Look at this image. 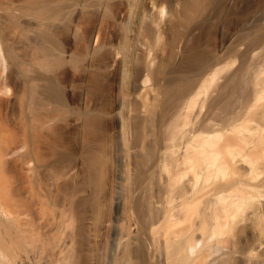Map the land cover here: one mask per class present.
<instances>
[{"label": "bare ground", "instance_id": "1", "mask_svg": "<svg viewBox=\"0 0 264 264\" xmlns=\"http://www.w3.org/2000/svg\"><path fill=\"white\" fill-rule=\"evenodd\" d=\"M204 1L172 0V5L175 11L189 15L185 18L192 15L193 22V15L205 8ZM167 2L0 0V94L5 70L7 78L13 74L16 82L10 99L15 113L10 122L3 112L8 99L0 97V264H101L102 260L103 264H141L144 258L148 264L151 260L153 264H231L233 260L264 264L262 258H250L251 249L239 250L234 240L239 236L235 232L239 222L246 226L255 220L259 224L264 216V44L263 48L258 46L257 40L253 47L246 39L252 48L258 46L260 50H252L248 56L246 50L242 51L247 62L240 60L236 73L229 70L221 77L225 65L212 62L206 76L194 83L190 79L193 84L188 87L182 86L183 82L175 83L178 78L169 81L170 86L154 89L148 76L142 78L140 74L150 63L152 43L158 37V18ZM112 4L120 5L119 35L113 36L117 41L115 59L120 55L124 70L137 68L142 80L135 78L141 88L135 96V115L129 113L130 98L123 87L111 112L112 216L101 221L106 204L96 180L102 171L99 161L103 150L92 147L84 154L87 138L80 129L84 125L82 115L59 118L57 108L61 103L57 98L62 95L55 96L53 81L59 73L54 74V68L66 66L61 45L65 39L76 44L82 37L81 48L78 45L82 52L74 47L76 55L84 56L85 64L110 41L104 38L102 21ZM89 15L92 22L88 20L89 28L85 25L83 29L80 24ZM82 29H86L84 34ZM194 52L188 56H195ZM155 102L158 105L152 108ZM197 104L194 113L201 118L195 125L190 118ZM151 115L157 116L159 133L154 139L155 160L149 164L146 146H156H151L152 131L144 132L148 120L143 127V119ZM73 128L82 132L66 133ZM147 176L157 182L156 196L143 190L146 184L142 187L141 183ZM249 229L258 239L259 230Z\"/></svg>", "mask_w": 264, "mask_h": 264}, {"label": "rangeland", "instance_id": "2", "mask_svg": "<svg viewBox=\"0 0 264 264\" xmlns=\"http://www.w3.org/2000/svg\"><path fill=\"white\" fill-rule=\"evenodd\" d=\"M167 1H169V3L167 2L165 4L166 9L163 12L162 16L159 17L162 20L158 18V24H159L161 29L158 26V37H156V39H154V42L152 43L154 46V49L150 53L151 58L149 56L150 63L147 66L148 70L146 69L147 72L144 70L145 73H142L143 75L140 74L142 78L145 76H148L149 83L154 89L160 90V88L162 89L164 86L165 87L168 85L170 86L172 84L170 82L174 81V80L176 81V79H178V78L179 79L175 83L180 85L183 82L182 86L188 87L191 84H193L194 82H198L199 81L198 78L202 79L204 76H206V74H204V73L208 72V67L212 65V62H213V64H214V62L215 63L219 62V64H221L222 66L225 65V67H224L225 70H223L222 73L220 74L221 77H222V75H225V72L227 73L226 75H228L229 70H231V71L234 70L236 73L238 71L239 66H240V65L237 66V64L242 63L241 61L244 58V55L246 56V54H247V56H248L250 54V52H254L252 50L259 51L260 49L258 46H261L262 48L264 46L263 45L264 44L263 43L264 42V38H263L264 32L262 34V30L264 31V28H263L264 27V17H263L264 16V0H207L206 2L208 4V6H210V7H208L206 2L204 1L205 5H206V6L204 5L205 8L203 7L204 8V9L202 8L203 11L201 9V11L197 12L198 14L195 13V15H193V17H196L194 19H197L195 21L193 19V22H192V18H191L192 15H190L191 20L189 21L190 18L187 19L189 17V15L187 16V15L181 14L179 12V10L175 11L174 6L172 5L173 4L172 0H167ZM115 4H117V3H115ZM167 4H169V5H167ZM110 6L111 7L113 6L112 8L114 9V11H116V12L118 11V13L116 15V12H114L113 9H111V7H108L109 9L107 8L108 10L106 9V12L104 13V18H103L104 21H102V25H103V29L105 32L104 38L106 40L110 39V38L113 39V36L115 38H117L119 35V31H118L119 24H118V22H120V18H118L119 17L118 14H119L120 5H118L119 7L117 5H114V4H112ZM167 7H169V8H167ZM110 10L112 12H110ZM169 11L171 12V14L169 13ZM172 11L175 14V16L173 15ZM176 12H177V14H176ZM169 14L172 16H170ZM199 14H201V15H199ZM90 15H89V17L86 16V17H88L87 20H86V18L84 19L86 21H84V20L80 21V23H83V21H84V24H83L84 26L82 24H80L81 27H83V29H84L85 25H86V28H89L90 25L89 26H87V25L90 22H92V20H90V19H93V16H90ZM186 16H187V18H185ZM197 16L198 17L200 16V18L198 19ZM90 17H92V18H90ZM115 19L117 22L115 21ZM185 19H187V21ZM163 20L165 22L167 20V22L165 23V22H163ZM87 21L89 22L88 24L86 23ZM113 22H116V24H117V25H115V27L114 26L112 27V25H111V24H113ZM159 22L163 23L162 26L160 25ZM169 22H171L172 24H169ZM167 23H168V25H167ZM104 24H105V26L107 24L109 27L111 26L110 29L113 28L114 33H113V29L110 30L109 27L108 26L105 27ZM115 28H117V29H115ZM159 29L162 31L161 35H160L161 32L159 31ZM84 31H86V29L82 31L83 34H84ZM142 31H143L142 35L144 37L143 39L144 40L146 39L145 42L146 41L148 42V40H147L148 37L146 34H144L145 33L144 29H142ZM115 32L118 34H116ZM79 33L82 34L80 32V30H79ZM106 34H108V35H106ZM110 34H111V36H110ZM116 35H117V37H116ZM258 35L259 36L261 35V36L259 37ZM106 36H107V38H106ZM108 36H110V37L108 38ZM159 37H161V38H159ZM257 37L260 38V40ZM104 38L102 39L103 42H105ZM115 38L113 39V41L110 39V41L107 40V42H105V44L103 43V47L100 48L97 52H95V54H93V57H91L90 60L87 61V63H89V64H87V63L85 64V60L83 59L84 56L82 57V55L81 56L79 55V53L82 52L81 50H79L81 48V44H80L81 41H79V40H81L82 37L79 36V39L77 40V42L79 41L78 42L79 44H77V42H75L76 44H74L73 42H70V40L68 42V40L65 39L67 42L64 40L65 43L62 42L63 44H61V45H63V47L62 46L61 47H62V49L64 48L63 49L64 53L66 55L70 52L75 53V52L79 51V53H77V55L75 53V56H74V54L71 55V53L68 57L65 55V61H67L66 66L64 65V67H63V65H61L60 66V67H62L61 69L59 66H57L59 68L58 69L56 67V65H55V67L57 69L53 67L55 70L54 74L59 72L57 76H55L56 74L54 75V81H53L54 90L53 91L56 90V92L58 94L57 95L56 92L54 93L56 97H59L60 95H62L61 98L60 97H59V99L57 98V101H59L61 104H59L55 101L56 106H57V104H59L58 105L59 107L57 106L58 107L57 109L59 110V108H60V111H57L59 118L61 120H68V119L73 118L74 116L79 117L80 115H82L84 125L80 129H82L83 133L86 134L85 137L87 138V140H88V138L90 139L88 141L85 139L86 142L83 145V148L85 146L86 149H83L84 154H85V152L88 153L89 151H91L89 149H94L92 147H95V148L97 147L98 150L101 149V150H103V153H104L103 157L101 158V161H99V163H100L99 169H102V171H101V174L98 175L97 180H96V185L98 186L99 190L101 191L100 193H101V195L105 201V204H106V208L104 210V213L102 214L101 221H105L106 218L109 219V217L112 216V210L110 209V195H109V193L111 191V183H112V179H113L112 178V165H111V164H113V159L111 157V150H109V149H111V144H112V140H113L114 122L111 119V112H112L113 107H114L116 96L118 93H120L119 88L122 89V87H123V92H125L128 99L129 98L133 99V100L129 99V105H130L129 106V110H130L129 113L131 114V116L135 115L134 107L137 108L136 103H137V97H138L136 93L138 91H140V89H141L139 87L140 86L139 85L140 84L139 79L141 77H139V75L137 76V74H139L138 69L132 68L134 70H132V69H130V70L125 69L124 70V67H122V66L120 67L121 64H119V62L121 63L120 55H117L116 58H118V59H115V55H116L115 54V48L116 47L114 45L117 46V41ZM252 38H254V39H252ZM140 39H141V41H139V43H140V45H142L141 43H143V39L141 37H140ZM246 39H250L249 42L253 47L257 45L258 41H259V44L254 49V48H252V46L249 44V42ZM251 39L254 40L253 42H255V39H256V43L255 44L253 42L251 43V41H252ZM245 40L247 41V43ZM27 41H29V40H27ZM260 41H262V43H260ZM243 42H245V44H248V45L243 44ZM107 43H108V45H107ZM110 43H111V45H110L111 48L109 46ZM179 43H181V44L179 45ZM157 44H158L159 48H158V46L155 47V45H157ZM238 44H240V45L238 46ZM75 45H77V46L80 45V48H79V46L77 48L74 47ZM235 45H237V46H235ZM112 46H114V47L112 48ZM179 46H182V47L180 48ZM106 47L108 49L110 48L109 50L107 49L108 51H110L109 53H108V51H106ZM248 47H249V49H248ZM73 48L75 51L73 50ZM75 48L78 50L76 51ZM69 50H70V52H69ZM111 50H113V51H111ZM160 50L162 53H160ZM244 50H246V52H245L246 54L243 52L244 53V55H243L242 51H244ZM249 50H251V51H249ZM194 51H197L198 54ZM231 51H232V53L234 51V53L230 54ZM189 52H191V53L194 52L196 57L193 56V54H191V56H193V57L188 56V55H190V54H188ZM199 52H200V55H199ZM227 52H229L230 56L231 55L232 56H234V55L238 56L237 54H239V56H238L239 59H237L238 57L235 58L232 56H231L232 57L231 58ZM186 54H187V56H186L187 58L185 57ZM241 54L243 57L241 56ZM201 55H202V59L200 58ZM213 58H215V59H213ZM218 58H219V60H218ZM221 58H222V60H221ZM259 58H262V57L260 56ZM182 59H185L187 62H185V60H183L184 61L183 62ZM193 59H194V61L190 64V61H192ZM206 59L209 60V62H211V63H208V61ZM201 60H204L205 63ZM245 60L247 62V58ZM220 61H222V62H220ZM185 63H188V64L185 65ZM181 65H182V67H181ZM184 69L186 71H184ZM235 69H237V70H235ZM177 70L181 71V72H179V71L178 72H179V74L181 73L182 76H181V74L177 75V73H176ZM122 72H123V74H122ZM65 73H66V76H65ZM84 73H85V76H84ZM195 73H197V74H195ZM7 74H8V72L5 70L3 75H4V77H6V80H4L3 89H2V92L0 94V97L2 98V100L8 99L7 100L8 103L5 100L6 103H5V107L3 109V112L8 117V120L10 122L12 117L14 116V113H15L13 110V107H12V103L10 102V99H11L12 93L14 92V90L16 88V85H15L16 82L13 80L14 79L13 74L9 73V75H11L10 78H7ZM201 74H203V76ZM231 74H233V72H231ZM170 75H171V77H170ZM190 75L194 76V77L190 78ZM125 76H126V78H125ZM173 76H176V78L174 77V79H173ZM56 77H59V78H56ZM136 77L139 78V79L138 78L136 79V80H138L137 82L135 80ZM142 78H141V80H142ZM183 78L185 80L187 79L186 80L187 83ZM190 79L193 80V83L191 82L192 80H190ZM55 80H57V81H55ZM164 80L166 83L164 82ZM179 81H180V83H178ZM54 82L55 83L58 82L57 86H55ZM120 83H122V84H120ZM155 85H157V86H155ZM55 87H57L58 90L55 89ZM60 88L62 89L61 93H60V90H61ZM70 88H72V89H70ZM72 91H73V93H72ZM81 91L84 93H81ZM66 92H68L69 94ZM70 93H71V95H70ZM80 93L83 94V96ZM139 93L140 92H138V95H139ZM80 95L82 96L83 100H81L82 98L80 97ZM135 96H137V97H135ZM56 97H54V98H56ZM84 99L86 100V105H85ZM135 99H136V101H135ZM131 101H133V102L131 103ZM149 101H151L150 98H149ZM82 102H84V103H82ZM79 104H81V105H79ZM83 104H84V106H83ZM154 104H155V106H154ZM156 105H158V103L155 102L151 106H152V108L153 107L156 108L157 107ZM198 106H199V104L196 105L197 108L195 107L193 113L195 112V110L197 112ZM193 113H192L190 119H191L192 123H194V124L196 123L195 125H197V124H199L198 120H200L201 115L199 117V116H197V114H195V113L193 114ZM192 116L194 117L193 119H192ZM147 117L148 116L145 117L146 120L143 119V127H144L145 121L148 120V122H146L148 125L147 124L145 125L147 128L146 127L144 128L145 129L144 132L148 131V133H150L149 131L150 130L152 131L150 133L151 139L153 142V143L151 142V146H153V145H154V147L156 146L155 148L151 147V149H150L149 145L146 146L147 148H149L148 150L150 153L148 152L147 149H145L146 150L145 151L146 156H148L147 161L149 164H151L154 162L155 154L157 152V145H156V141L154 139L157 140V136H156L157 134L156 133H159V131L157 128L158 123L156 124L157 116L151 115L152 118L150 116L148 118ZM255 122L258 123V121H253L252 124L253 123L255 124ZM257 123H256V125H257ZM259 124L260 123H258V125ZM153 127H154V129H153ZM61 129L62 128L59 127V131ZM80 129H78L77 131H76V129H74V130L71 129V131H69V132L66 130L67 131L66 133H81L82 131H80ZM61 131H63V129ZM62 133H64V131ZM152 134H154L155 136H153ZM86 144H88V146ZM87 149H88V151H87ZM153 151H155V152H153ZM153 153H154V155H153ZM149 157H150V159H149ZM141 184H142V187L144 184H146L145 189L143 187V190L147 191V192L144 191L146 194H148V195L150 194V196H152V197L156 196L158 187H156L157 182H156L154 177L147 176L145 178V180L142 181ZM148 192H150V193H148ZM257 219L259 220V218H256V220ZM260 219H261V221L259 220L260 225L258 223H256L255 220H254V223L257 225H254V223L253 224L251 223V224H246V226H244L245 225L244 222L243 223L239 222L242 226L238 223L239 227L236 228L235 232H238L239 236L235 235L234 240H235V242L238 241L237 242L238 244H236V246L238 245L239 250L240 249H242V250L243 249L244 250L251 249L249 254H250V258L252 260L262 258V260L264 261V255H261V253L264 254V248H263L264 239H260L262 237L264 238V216H262V218L260 217ZM248 226L250 228L254 227L257 232L259 230L258 233L260 235H259L258 239L253 237L252 231H251V229H249ZM259 227H261V228H259ZM237 229H239V230H237ZM250 233H251V235H250ZM261 234H262V236H261ZM235 238H237V240ZM250 239H252V240H250ZM252 244H254L255 247ZM256 246L258 248H256ZM144 260H145V258L143 259L141 264H146V263L148 264L149 261L147 259H146L147 262ZM150 262H151L150 264H153L152 260ZM233 262H232L233 264H243L239 260H233ZM100 263L103 264V260ZM244 264H250V263L247 262Z\"/></svg>", "mask_w": 264, "mask_h": 264}]
</instances>
